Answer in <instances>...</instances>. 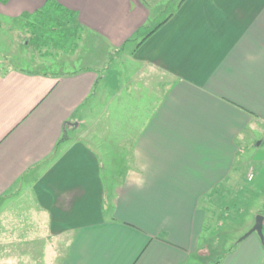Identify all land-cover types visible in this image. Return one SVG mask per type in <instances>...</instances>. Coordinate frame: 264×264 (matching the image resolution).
<instances>
[{
	"label": "crops",
	"instance_id": "obj_1",
	"mask_svg": "<svg viewBox=\"0 0 264 264\" xmlns=\"http://www.w3.org/2000/svg\"><path fill=\"white\" fill-rule=\"evenodd\" d=\"M49 1L77 18V70L0 75V264H190L212 243L204 200L223 198L264 127V0H0V36H41L12 31ZM133 40L147 114L99 129ZM29 197L15 221L7 203ZM258 212L222 264H264V240H241Z\"/></svg>",
	"mask_w": 264,
	"mask_h": 264
},
{
	"label": "rangeland",
	"instance_id": "obj_2",
	"mask_svg": "<svg viewBox=\"0 0 264 264\" xmlns=\"http://www.w3.org/2000/svg\"><path fill=\"white\" fill-rule=\"evenodd\" d=\"M48 3L55 4L51 1ZM48 7L47 4L46 10ZM46 10L43 11L44 14L41 13L31 18L28 24L14 26L15 30L12 31L21 35L35 33L41 36H0V75L17 69L34 71H49L57 68L77 70V32H73L77 28L76 16L70 13L55 12L53 9L48 12ZM12 27V25L5 27L2 23L0 33L11 31L10 28ZM42 32L46 36H42ZM72 32L75 33V36H70ZM132 43H134V40L127 46L126 55L117 57L114 65L109 68L114 72L110 76V80L116 77V82L119 83V96L114 101L110 100L104 106V118L99 122V129L108 124V121H105V119H108L107 116H118L124 112L136 115L147 114L144 106L139 104L141 102L137 97L138 89L147 77L139 70L143 64L139 61L127 59V54L129 55L132 49ZM80 48H84L83 44L80 45ZM82 52L83 54L87 53V50L80 49L79 56H81L79 58H82L81 62L86 57L85 54L82 55ZM97 52L100 53L101 50ZM72 61L73 63H70ZM59 62H61V65L58 64ZM106 75H109L108 71ZM127 83H130L129 90L124 89ZM142 101L144 102V99ZM123 123L126 124L122 120L115 122L119 125V129L123 128ZM144 123L129 121V126L126 128L130 132H132L131 130L138 131ZM254 130L256 132L251 140H247L248 143H245V146L243 142V152L239 155L237 161L240 169L237 170L236 168L234 179L227 181L223 186V198L219 201L211 198L209 204L206 203L207 200L203 202L210 208V219L207 222V232L204 235H206V238L213 236L211 238L212 243L203 250L200 256L194 255L190 264H217V262L222 264L225 256L234 251L230 250L229 244L232 246L234 243L236 230L242 229L239 228L241 225L244 228L247 220H254L255 207L257 212L264 210V199L262 197V199H256L252 194L253 191H256L264 196V127H254ZM254 176L255 179L252 181ZM11 202L7 203L5 209L8 211L10 209L16 210L15 212L19 216L15 218V221L24 223L29 218L28 216L25 217V214L33 207V200L30 197L25 198L12 203L14 206L10 207ZM232 230L234 234H232ZM254 234L259 236L257 233ZM161 237L165 242H168L166 234H161ZM259 238L262 242V238L260 236ZM61 251L65 252V250ZM51 255L54 256L55 254L51 252Z\"/></svg>",
	"mask_w": 264,
	"mask_h": 264
},
{
	"label": "water",
	"instance_id": "obj_3",
	"mask_svg": "<svg viewBox=\"0 0 264 264\" xmlns=\"http://www.w3.org/2000/svg\"><path fill=\"white\" fill-rule=\"evenodd\" d=\"M263 229H264V216L259 215L256 218L255 226L245 236H243L241 240L248 238L250 235L254 233H257L262 238V240H264Z\"/></svg>",
	"mask_w": 264,
	"mask_h": 264
},
{
	"label": "trees",
	"instance_id": "obj_4",
	"mask_svg": "<svg viewBox=\"0 0 264 264\" xmlns=\"http://www.w3.org/2000/svg\"><path fill=\"white\" fill-rule=\"evenodd\" d=\"M47 4L49 5V7H48L47 10H46V7H45V10H46L47 12H48L49 10L53 9V10H55V12H56V11H57V12H62L63 14H68V13H70L69 11L64 10V9H63L61 6H59V5L50 4V3H47ZM259 214L262 215V216H264V210L261 211ZM217 264H220V262H217Z\"/></svg>",
	"mask_w": 264,
	"mask_h": 264
}]
</instances>
